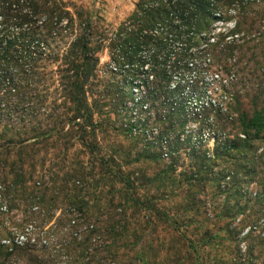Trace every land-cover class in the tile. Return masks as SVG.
Listing matches in <instances>:
<instances>
[{
	"label": "rangeland",
	"instance_id": "rangeland-1",
	"mask_svg": "<svg viewBox=\"0 0 264 264\" xmlns=\"http://www.w3.org/2000/svg\"><path fill=\"white\" fill-rule=\"evenodd\" d=\"M59 1L68 7L73 33L79 32L81 15V19L97 27L98 31H92L91 37L100 43L102 30L107 29L108 36L112 35L129 19L139 0ZM254 10L258 11L259 7ZM231 27L229 21L213 24L215 33ZM98 43L93 42V47ZM102 43L95 54L98 58L95 77L86 88L96 127L83 134L71 128L25 148L21 158L24 176L28 179L32 165L35 174L30 183L25 182L22 194L11 188L13 174L20 170L14 164L18 160L16 149L8 152L4 185L9 188V204L6 209L3 206L0 209V264H64L76 258L80 250L75 244L76 249L66 253L65 245L72 240L74 232L84 236V232L97 231L90 250L78 255L95 264H114L124 258L129 262L135 256L131 248L136 243V249L145 253L148 264H191L190 242H200L205 231L224 236L228 228L241 231L237 238L242 251L257 245V237L262 234L257 217L264 206L256 204L255 198L262 191L260 180L264 179V133L255 139L246 157L237 154L233 157L230 153L213 162L212 156L221 153L220 142L229 146L235 140L240 113L250 116L255 106L260 108L264 104L254 103L259 79L249 75L257 69V77L264 83V51L233 52L226 62L235 64L240 71L241 80L234 88L239 100L226 101L225 112L224 109L217 113L203 112L200 120L194 119L195 108L208 103L205 97L210 94L204 92L211 91L215 77L204 73L200 82L181 84L177 91L171 86L174 83H170L158 99H150L148 95L155 86L147 77L150 65H142L148 52L137 53L127 66L108 47V42ZM52 47L57 50L54 52L61 53L63 44L56 42ZM112 63L116 72L109 67ZM192 74L188 73L186 78L193 79ZM231 78L232 74L223 80ZM134 84H141L143 104L147 105L145 111L134 106L136 122L143 131L154 130L149 137L145 133L132 137L122 131V125L132 117L133 100L142 95L138 90L137 95L129 91ZM54 87L48 86L52 95L37 103L40 108L37 121L44 130L51 128L55 117L62 115V91L57 83ZM202 94L204 100L198 102ZM210 97L215 96L211 93ZM182 101L184 112L180 117L173 109ZM28 121L25 115L24 130L30 126ZM164 137L172 148L162 143ZM164 146L168 149L167 159L162 157ZM207 152L212 156L207 157ZM213 163L210 169L209 164ZM239 165L244 168L240 169ZM236 182L240 183V196H232L228 190ZM216 184H225V188H217ZM131 200L140 201L141 206L133 205ZM82 203L85 207L78 212L77 207ZM223 211H227V216H221ZM63 217L73 219L75 225L69 227L66 223L58 229ZM114 220L119 224L114 240L119 257L105 248L111 240L104 230ZM248 230L253 233L244 239ZM213 255L214 252H210L209 258L205 255V260L209 261Z\"/></svg>",
	"mask_w": 264,
	"mask_h": 264
},
{
	"label": "trees",
	"instance_id": "trees-1",
	"mask_svg": "<svg viewBox=\"0 0 264 264\" xmlns=\"http://www.w3.org/2000/svg\"><path fill=\"white\" fill-rule=\"evenodd\" d=\"M257 7L259 10H254ZM67 8L59 0H0V209L2 206L6 209V204H9V188L4 181L10 149H16L18 160L14 164L20 168L18 173L13 174L11 188H17L18 194H22L25 182L30 183L35 174V165H32L28 179L24 176V161L21 158H24L25 148L38 145L41 140L48 141L53 134L59 135L71 128H77L83 134L96 127L86 88L95 77L98 64L95 54L102 48V42H108L112 51H118V55L124 58L122 63L127 65L138 56L137 53L148 52L142 65H150L147 77L155 86L148 98L158 99L170 83L176 84L177 91L181 84L200 82L202 75L208 73L215 77L210 89L219 101L217 103L239 100L234 88L241 80L240 71L235 64L226 62L231 55L233 57V52L245 49L264 51V0H139L129 19L121 23L112 35L108 36L110 32L107 29L102 30L100 43L99 39L91 37L94 34L92 31H98L97 27H92L87 19H81V15L78 16L79 32L73 33V20ZM227 21L232 23V27L215 33L213 24ZM247 21L249 24L246 25ZM56 42L63 44L61 53L54 52L57 50L52 46ZM93 42L100 45L93 47ZM248 44L251 46L247 47ZM256 70H251L249 74L255 80L259 79L253 101L264 103V88L261 86L264 83L261 77H257ZM190 72L193 79L186 78ZM231 74L233 78L224 82L223 77ZM55 83L62 91V115L53 118L54 125L44 130L37 121L40 110L37 103L52 95L48 86L54 87ZM53 89L57 91V88ZM182 109L183 101L173 111L181 117ZM216 110L200 106L198 113H217ZM24 114L30 123L26 130ZM236 120L239 129L235 140L229 146L221 142V153L212 156L213 162L230 153L233 157L236 154L246 157L251 152L255 139L264 133V104L260 108L255 106L250 116L240 113ZM233 122L231 124L235 126ZM239 135L242 138H238ZM199 164L204 169V163ZM213 166L214 163L209 164L210 169ZM239 168L244 166L239 165ZM219 186L216 184L217 188ZM239 188L240 183L236 182L228 190H231L232 196H240ZM260 188L262 191L255 202L263 207L264 179L260 180ZM131 202L141 206L140 201ZM84 207L82 203L77 211L82 212ZM227 214L223 211L221 216ZM257 221H261L258 228L262 234L257 237L254 247L247 246L242 251L237 238L241 231L236 229L224 230V236L205 231L200 242H190L191 264H264V209L259 212ZM66 223L69 227V224L72 227L75 225L73 219L63 217L58 222L59 227H56L64 228ZM118 228L119 224L114 220L112 226L104 230L111 240L105 248L117 257L114 240L118 236ZM95 232H84V236L74 232L72 240L65 245L66 253L76 249L75 244L80 249L78 255L87 253L94 244L92 237ZM252 233L248 230L243 238L249 239ZM80 235L81 239L76 242ZM137 244L131 248L135 255L132 260L128 262V258H124L114 264H148L145 253L136 249ZM210 252L214 255L207 261L205 255L209 258ZM78 255L64 264H95L84 261Z\"/></svg>",
	"mask_w": 264,
	"mask_h": 264
},
{
	"label": "built area",
	"instance_id": "built-area-1",
	"mask_svg": "<svg viewBox=\"0 0 264 264\" xmlns=\"http://www.w3.org/2000/svg\"><path fill=\"white\" fill-rule=\"evenodd\" d=\"M115 52H116L117 58L120 59L121 62H123V57L121 55H118V53H119L118 51H115ZM127 66H125V68ZM109 67H110L111 71H113V72H116L117 71L116 65L114 63H112V65H110ZM192 76H193V74H192ZM171 86L175 90V86L176 85L171 84ZM137 90L140 91L142 93V95H141V97L139 96V98L133 100V103L130 106V108H131L130 112L132 114V117H130L127 120V122L122 125V131L124 133H127L129 136H132V137L142 136V135H144V133L147 135V137H149L150 134H153L154 130L151 131V128H150L149 130L143 131L142 129H140L139 124L136 122L137 121L136 120L137 117H136V112H135L134 106H138L140 109H143V111L147 110V105L146 104H143L144 91L142 92V90H141V84H134L129 89V91H132V94L134 93L135 95L138 94L137 93ZM206 93H209L210 94V95H207L205 97V99H208V103H203V104L200 103L199 106L197 107L198 109L200 108V106H203L207 110L211 108V109H215V110L218 109L219 111H221V110L224 109V112L226 111V106L224 104L226 101L217 103L219 101H217L215 97H210L211 96V91L204 92V94H206ZM180 96H183V95H180ZM202 96H203V94L200 96L201 100L198 99V102L204 100V98ZM197 108H195V112L197 114H196V117H194V118L197 119L199 117V119L201 120L202 119L201 118V114L202 113L201 112L198 113V109ZM218 110H216V111L218 112ZM183 112H184V109L182 110V114H183ZM182 114H181V117H182ZM194 115L195 114H193V116ZM208 120H212V118H209ZM211 139L213 140V135H211ZM162 143L164 145H167L169 147V149L172 148L171 147V143L170 144L169 143L167 144V139L165 137L163 138ZM221 145H222V143L220 142V144L218 146H221ZM167 150L168 149L164 146L163 147V155H162V157L163 158H166V159L168 158V154L166 153ZM206 156L208 157V156H212V155H210V153L207 152L206 153ZM226 180H229V178H226ZM220 186H221V189H224L225 188V184H221Z\"/></svg>",
	"mask_w": 264,
	"mask_h": 264
}]
</instances>
